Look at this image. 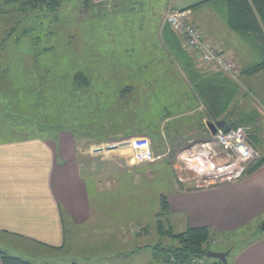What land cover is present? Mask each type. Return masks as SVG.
Wrapping results in <instances>:
<instances>
[{
  "label": "rangeland",
  "instance_id": "obj_1",
  "mask_svg": "<svg viewBox=\"0 0 264 264\" xmlns=\"http://www.w3.org/2000/svg\"><path fill=\"white\" fill-rule=\"evenodd\" d=\"M168 1H163V9L159 16L152 18L154 19L152 22H155L152 26L143 24L146 21V17H143L146 14V6L140 4L139 0H104L101 4L91 2L93 7L87 11H84L81 0H69L68 4L67 2L62 4L61 9L59 8L61 11L59 10L55 15L45 13L46 25H44L48 33L41 44L42 47L50 46L51 50L40 54L37 60L30 57V53L39 52L38 46L32 51L25 37L17 43L14 42L21 35L23 28L28 25L33 28L31 18L34 16L30 14L20 16L10 7L0 10V140L16 139L30 134L43 135L48 133L46 129L45 131L40 128V125H43L52 129L75 131L80 138L78 148L80 151H87L91 146H97L98 143L94 140H102L122 133H133L135 129L146 133L128 134L118 141L108 140L98 144L97 147L106 149L123 143L127 139L147 137L151 142L154 156L158 158L153 162L156 164L153 167L145 168L151 163L138 165L136 167L139 168L132 171L131 176H120L118 172L116 181H110L109 185L101 184L98 187L102 194L106 192L105 190H110L109 192L116 196L124 194L128 196L132 193L133 199L128 197L127 201L132 213L126 218V222H129L125 226L126 241L119 240L108 244L109 246L102 247V250L99 245L96 248L92 244L88 245L86 253L90 255H105V252L108 255L127 254L140 249L144 252V256L150 259L149 250L160 239L155 230L158 222L165 228L170 227L173 233H180L179 227L170 225L167 215L162 214L160 208L157 209L155 200L159 194L158 197L166 196L171 185L174 191L184 190L175 182L176 172L173 169L177 153L185 149V146L192 141V104L180 107L182 106L181 98L178 96L179 91L182 92L181 89L185 88L184 78L181 77L180 80L173 78L172 88L168 89L167 85L164 88L166 81L157 63L152 64L153 72H150L152 77L147 70L145 73L138 71V77H135L133 81L127 76L129 73L136 75L133 69L137 68V65L132 64L131 61L133 58L138 59L146 43L149 44L146 48L152 51L150 57L161 56L157 40L166 26L164 15L167 11H185L192 22V10L199 8L205 10L207 6V4L200 3V6L191 7V9L175 10L168 6ZM100 21L107 22L101 24ZM206 24L210 26L209 19H206ZM223 26L222 28L218 25L220 33L216 35L224 37L228 31L229 35L225 36L236 49L234 54L232 52V54L222 53L234 66V74L231 77L226 76L239 87L237 97L229 111L236 113L237 116H245L248 113L253 115L251 123L247 126H239L250 128L248 140L255 152L251 164L264 155V71L250 77L240 74L242 69L259 60L249 51L238 35L230 33L231 31L225 25ZM146 35L150 36L149 42ZM104 43L109 44L106 46ZM84 46L86 49H94L90 54H83ZM93 54H96L97 58L92 63L90 60ZM195 62L196 67L198 63L202 66L197 68L202 72L215 70V68L203 65L200 61ZM85 63L88 66L87 70L84 69ZM77 71H83L90 78L91 82L88 83L87 88L82 89L80 83L74 85L73 78ZM126 81H130L132 86L131 93L128 95L121 92ZM73 85L79 88L76 93V89H71ZM90 96L102 102V106L96 111L86 104V99H90ZM12 99H18V106L12 104L10 101ZM67 107L68 110L65 112ZM199 109L200 112H204L202 105ZM167 116L171 118L166 119ZM225 118L230 119L226 115ZM130 121L134 126L130 124ZM204 121L208 139L210 132L205 123L214 124L216 122ZM255 133H260L261 139H258V136L256 138ZM86 135H91L92 139L87 138ZM174 140L182 142L185 148H174ZM131 156L128 148L105 150L94 160L120 162L127 166L130 165ZM79 158L82 165L89 160L88 156L81 155ZM188 178H191V175ZM86 184L90 196L93 197L92 182L86 179ZM138 196L145 199L143 201L145 206L136 200ZM129 238L131 241H127ZM94 239L97 240V238ZM109 241H113V238ZM161 242L164 245L170 243L167 238H162ZM0 251L29 261L31 264H42L43 259H48L49 254L41 249L28 248L8 238H0ZM64 257L73 260V256ZM232 258L233 255H230L227 259L230 262ZM131 260L132 262L139 261L141 255H135ZM206 260L208 263L213 262L212 259L206 258ZM95 261L97 264H107L102 263L99 258Z\"/></svg>",
  "mask_w": 264,
  "mask_h": 264
},
{
  "label": "crops",
  "instance_id": "obj_2",
  "mask_svg": "<svg viewBox=\"0 0 264 264\" xmlns=\"http://www.w3.org/2000/svg\"><path fill=\"white\" fill-rule=\"evenodd\" d=\"M205 1L169 0L168 6L175 10L191 9ZM206 9L192 10V25L202 32L217 51L236 53L225 36L229 35L228 31L224 37L216 35L220 33L218 25L224 27L222 20L209 5ZM146 14L143 24L154 26V19ZM206 19L210 20V26L206 24ZM146 37L149 42L150 36ZM146 45L149 44L146 43L141 49L140 58L148 61L152 51ZM184 50L199 62L194 53ZM198 66L202 67L199 63ZM10 101L15 104L17 99ZM200 105L192 96V140L195 141L207 139L205 112H200ZM42 126L40 128L46 129L48 133L0 140V238H8L28 248L49 253L48 259H43L42 264H97V258L107 264H149L150 259L140 249L116 255L106 252L105 255L86 253V246L91 244L95 248L99 245L102 250L108 244L126 241L125 226L129 224L126 218L132 213L127 201L128 197L133 199L132 193L116 196L110 190H105L102 194L98 187L116 181L118 172L120 176H131L132 171L139 168L136 167L138 165L126 166L120 162L94 160L102 154L93 152L99 148L98 145L80 151V138L75 131ZM259 134L255 133V137L261 139ZM173 143L174 148H184L180 141L174 140ZM81 155L89 157L84 165L79 158ZM154 165L151 163L145 168ZM86 170L88 172L85 173ZM86 179L94 186L93 197L88 192ZM171 188L165 196L166 215L170 225H177L180 233L187 228H208L224 238L246 226L252 227L254 231L264 221V164L233 184L186 191H174ZM159 195L155 200L157 209ZM136 200L144 205L145 199L141 196L136 197ZM261 233L259 239L235 253L230 262L227 259V263L264 264V232ZM111 238L113 241H109ZM127 241H131V238ZM69 255L73 256V260L64 257ZM135 255H141V260L132 262Z\"/></svg>",
  "mask_w": 264,
  "mask_h": 264
},
{
  "label": "trees",
  "instance_id": "obj_3",
  "mask_svg": "<svg viewBox=\"0 0 264 264\" xmlns=\"http://www.w3.org/2000/svg\"><path fill=\"white\" fill-rule=\"evenodd\" d=\"M163 1L164 0H139L140 4H144V7L146 6L147 10L145 9V11H148L147 15L151 18L159 16L161 9H163ZM65 2L68 4L69 0H0V10L2 8L10 7L14 9L12 11H15L20 16H26L27 14L34 16V18H31L33 28L31 25L23 28L20 33L21 35H19L14 42L17 43L20 39H22V37H25L28 39L27 43L29 47H31L30 49L32 51L38 46L40 48L39 52L30 53V57L37 60L40 54L51 50L50 46L42 47L41 44L45 40L46 33H48L46 31L47 27L45 26V13L55 15L59 12L62 4ZM81 4L83 5L84 11L93 7L90 0H81ZM202 4L209 5L214 13L222 20L228 30L238 35L249 51L259 60L253 65L242 69L240 74L242 76L250 77L263 72L264 0H206ZM200 5L201 4H198L193 7ZM106 22L107 21H100L101 24H105ZM8 34L11 36L10 32ZM123 38L125 39L124 34ZM157 42L161 56H158L157 58L151 57L148 61L144 58H140V56L138 59H132L131 63L137 65V68L133 69V71L136 72V75H132L130 73L127 74L132 81L135 77H138V71L141 73H145L146 70L149 71V73L153 72L152 64L157 63L159 69L162 70L161 73L164 75V79L166 81L164 88H166V85L168 86V89L172 88V82H174L173 78H177L179 80L181 77L184 78L185 88H182V92L179 91L178 94L179 98H181L180 104L182 106L180 107H186L192 104V96L195 97L197 102L204 107L206 121L224 122V130L235 129L243 125L247 126V124L253 121V115L250 113L245 116H237L236 113L229 111V108L232 107V103L237 97L239 90L238 85L221 72H202L197 69L196 62L194 58H192V54L184 50L182 38L175 34L167 25L163 28ZM104 44L107 46L109 43ZM93 49H86L84 46L83 54H90ZM95 55L96 54L91 55L90 62L96 61L97 57ZM84 69H88L86 63L84 64ZM150 77H152V73H150ZM13 79L14 78H12V80ZM73 79L75 82L74 85L76 83H80L82 89L83 87L87 88L91 82L90 78H88L83 71H77ZM126 82H124V87L121 92L127 93L126 95H128L131 93L132 86L130 81ZM74 85L71 89H76V93L79 88L74 87ZM18 89H20V87H18ZM121 92L120 94H122ZM38 96L42 97L40 94H38ZM14 98L16 97L14 96ZM86 100V104L90 105L94 111H96L98 107L102 106V102H99L93 96H90V99L88 98ZM17 103L18 99L15 106H18ZM20 104L21 103L19 102V105ZM67 110L68 107L65 109V112H67ZM225 115L226 117L229 116L230 119H226ZM235 116L237 117L235 118ZM165 118L168 119L171 118V116H167ZM130 124L134 126L132 121H130ZM124 125H126V123H124ZM132 132L133 133L111 135L110 137L103 138L102 140L94 141L95 143L101 144L112 139L118 141L123 137H126L128 134L146 133L143 130L135 129ZM90 136L91 135H86L87 138L92 139ZM263 164L264 155L257 158V160H254L248 166L246 175H251ZM159 208L162 214H166L167 202L165 196L159 197ZM155 230L160 239L159 242H156L149 250V264H190L192 260H200L203 264H221L217 260H212L213 262L208 263L206 260V253L209 251L229 252L228 257L230 255H235V253L243 249V247L259 239V236L262 234L259 230V226L256 227L254 231H252V227L250 226L243 227L242 229L229 234L224 238L219 237L208 228H187L184 232L175 234L172 232L170 227L165 228V226H163L160 222L156 224ZM162 238H167L170 243L168 245H164L161 242ZM217 247L220 249H216ZM0 261L2 264H29L27 261L9 256L1 251Z\"/></svg>",
  "mask_w": 264,
  "mask_h": 264
},
{
  "label": "built area",
  "instance_id": "obj_4",
  "mask_svg": "<svg viewBox=\"0 0 264 264\" xmlns=\"http://www.w3.org/2000/svg\"><path fill=\"white\" fill-rule=\"evenodd\" d=\"M93 4H101L104 0H91ZM164 23L183 40L185 49L194 53L205 66L232 76L234 66L228 58L217 51L203 34L196 29L185 11H167ZM206 119V118H205ZM207 125V123H205ZM249 127L235 129H216L214 135L204 141L192 140L183 150L177 153L175 182L186 190H201L215 186L233 184L246 174L247 165L255 157L249 144ZM125 148L131 151V165L153 163L154 156L151 142L147 137L124 140ZM96 149V148H95ZM191 175V178L188 176ZM181 189V188H180ZM190 264H203L200 260H192Z\"/></svg>",
  "mask_w": 264,
  "mask_h": 264
},
{
  "label": "water",
  "instance_id": "obj_5",
  "mask_svg": "<svg viewBox=\"0 0 264 264\" xmlns=\"http://www.w3.org/2000/svg\"><path fill=\"white\" fill-rule=\"evenodd\" d=\"M224 126H225L224 122H216L214 124H212V123L207 124V128H208L211 135L215 134L216 129L223 128ZM125 147H126L125 143H120L116 146L107 147L106 149L96 148L93 150V152L96 154H100V153H103L105 150H107V151L121 150V149H124ZM259 229H260V232H264V222L261 223ZM228 254H229V252H212V251H209L206 253V258L212 259V260H217L221 264H228L227 263Z\"/></svg>",
  "mask_w": 264,
  "mask_h": 264
}]
</instances>
